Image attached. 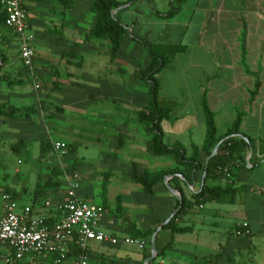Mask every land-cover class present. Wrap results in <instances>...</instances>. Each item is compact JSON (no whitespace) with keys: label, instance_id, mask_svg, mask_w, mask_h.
<instances>
[{"label":"crops","instance_id":"1","mask_svg":"<svg viewBox=\"0 0 264 264\" xmlns=\"http://www.w3.org/2000/svg\"><path fill=\"white\" fill-rule=\"evenodd\" d=\"M118 1L125 2L127 0ZM145 1L152 2V0ZM172 1L176 2L177 6L171 7L175 10L170 17H163L170 10L161 12L154 7L155 5H152L150 20L152 21L153 18L161 23L166 22L167 27L158 31L156 39L149 42L145 41L148 44L180 48L155 77L159 98L174 104L167 120H170L176 129L192 119L190 113L198 112L199 121L204 125L201 99L205 97L209 110L214 114L216 138H222L220 142L226 139L224 136L227 129L234 122L236 115L240 114V135L237 137L248 138L254 144L253 151L251 148L246 149L242 159L237 157L226 167L233 180L232 188L236 191L233 203L234 210H220L216 202H207L203 205L194 204L191 194L198 193L203 185L205 174L202 170L196 172L191 185L181 182L175 183L187 200L186 206H189V209H186L181 215L180 221L184 222L181 227L190 228L191 232L185 235H191L194 241L198 243L208 239L206 237L208 233L203 230L209 225H216V223H210L212 218L232 214L240 220L232 226L230 236L226 238L225 243L218 244V247H226L225 250H229L235 240H240L233 237V231L240 223L245 222L250 229V236L241 239L247 244L242 243L240 247L246 245L254 253H258L264 248V0ZM88 3L89 0H27L25 9L28 33L34 39L37 66L46 64L59 67L58 70L56 68L52 70L55 78H58L57 81L60 82L59 84L55 81L58 84L55 85L52 100L54 102L55 96H59L60 99L58 98L56 101L62 104L63 113L67 111L73 116L85 114L82 109L84 104L94 101L103 102L106 98H110L112 102L120 103V107H115L111 111L105 105L104 109L107 110V113L103 109L98 114L101 121L98 120V116L93 119L98 125H101V129H98L100 132L98 143L109 146V150L101 149L100 151L101 165L108 166V169L114 173L119 171L120 160L118 157L121 154L126 155L128 150L131 154L137 150L142 151L141 153H144L143 150L147 152L148 136L144 134L143 130L146 140H140L141 145L138 144L139 147L142 146L143 150L135 148L136 140L124 139L132 135V130L128 126L129 123L136 122V113L148 105L147 90L145 94L142 93L141 95L137 90H134L135 80H139L134 75L140 68L148 66L149 58L146 55L147 61L141 66L135 64V56L138 53L141 55V53L139 50H136L138 52L136 54L130 53L127 47L130 43L136 46L141 45L133 40L132 29H128L124 24L130 36L128 38L125 36L122 39L120 50L112 61L109 59L107 41L85 40V35L94 23V15L89 13L87 9ZM128 7L119 9L115 14L118 15L119 11ZM9 39L17 45L13 35L2 28L0 30V59L3 66L0 74V85L4 81L7 84L9 82L7 78L12 79L14 77L12 65L15 62L8 54V49H11L7 44ZM103 58L108 59L107 66L104 67L106 70L102 67ZM19 60L21 62L20 56ZM125 64L130 65L133 72L129 76L128 83L120 84L119 75L122 72V66ZM109 69L114 70L113 74L116 77H109L105 74L109 72ZM99 71L101 73H98ZM256 81L259 83V88L255 97L251 98L250 93ZM11 84L17 86L18 83L12 82ZM9 89L0 86V93L2 92L0 105L5 107V112L13 108L20 110L23 106L15 105L17 90ZM135 108H138L137 111L134 110ZM17 113L18 111H15L13 115L8 117L0 116V135L3 137L2 140L0 139V149L7 146L11 154L15 155L11 150V145L23 140L26 144L20 148V153L16 155L20 156L28 152L30 141L34 140L38 144L39 159H44L48 153L44 158H40L41 143L48 142L51 146L53 142L62 141V139L54 141L50 138V133L55 130L51 125L53 122L50 119L51 116H49L45 126L43 123L45 121L42 119V123L37 122L38 120L30 122L29 118L19 117ZM41 116L43 117L42 114ZM187 124H184V129H182L190 138L193 127ZM218 126L223 128L221 133L218 131ZM107 131L111 134L117 133L115 144H112L111 140L102 139ZM44 133L45 137H40V134ZM118 136L122 137V147L119 149L117 148ZM202 143L203 141L200 144L189 141L185 147L176 141L169 146L180 145L184 148L186 155L190 156L191 145L200 148ZM149 156L152 157L150 154ZM135 158L128 155L126 159L129 161V169L127 170L129 181H131L133 163L138 174L172 170L177 167L172 157L163 160L164 162H161L162 160L150 161L149 158L145 159V157L144 160L138 158L136 160ZM155 158L161 159L162 157ZM198 161L202 166L206 162V157L202 152L198 154ZM41 168L45 170V174L38 173L37 180L29 189L31 192L23 183L21 186L19 185L20 189L18 190L13 185L5 186L1 192V200L2 195L8 192L12 194L15 201L18 200L21 203L25 200L27 204H31L35 208L33 211L35 215H46L49 210L43 207V202L55 203L60 201L66 189L59 194L56 192L59 187L46 185L42 195L48 196L47 199L40 205L39 202L32 201L30 203L29 199L32 198L30 193L34 194L37 185H45L51 178L50 165L43 163ZM14 173L17 175L19 172L15 170ZM173 177L169 179V182ZM176 177L181 180V177ZM54 181L52 180V182ZM171 185L173 184L171 183ZM206 185L226 187L228 182L223 177L217 176L209 178ZM146 198L151 201L153 212L151 222L145 230L154 229L155 232L175 210L176 198L167 191L163 183L157 184L154 187L153 196ZM82 200L87 199L84 197ZM100 207L102 208V206ZM103 211V231L110 236L121 237L118 232L116 233L114 222L108 220L107 212ZM135 230L140 231L139 228ZM161 231L162 227L155 237L156 252L161 255L151 264H189L190 257L196 256L200 259L210 256L192 254L184 257L183 252L178 251L176 243H174V237L177 235H172L169 230H166L170 234V240L165 241L167 234L162 240L158 238ZM252 240H255V244L251 243ZM169 243L170 246L166 247ZM148 253H150L148 247L139 251L135 247L127 245L113 247L108 243H94L89 247L88 259L92 257L96 264H144L146 261L144 257Z\"/></svg>","mask_w":264,"mask_h":264},{"label":"rangeland","instance_id":"2","mask_svg":"<svg viewBox=\"0 0 264 264\" xmlns=\"http://www.w3.org/2000/svg\"><path fill=\"white\" fill-rule=\"evenodd\" d=\"M152 5H155L154 7H156L158 11L166 12L169 11L172 6L176 7L177 3L172 0H152V2L140 0L127 9L119 11L117 15V18L122 24L126 25L128 29H132V35L134 37L146 42L156 39L158 31L161 28L164 29L167 27L166 22L161 23L153 18L152 21L150 20ZM129 36L130 35L128 34L127 38ZM9 40L10 41H8L7 44H9L11 49H8V54L15 62L12 65V75L14 77H12V79L7 78L9 82L5 84L6 82L4 81L5 83L3 82L0 86L10 88L9 90H17L15 105L28 108L27 112H23L22 110L21 112L18 111L17 116L29 118L30 122L32 120H38L37 122L42 123V120H44L45 122L43 123L45 126L47 125L46 121H48V118H50L49 116H51L50 119L51 121L53 120L51 125L55 128V130L50 133V138L54 141L62 139V141L58 143L63 144L64 148L61 150H54L52 148V144L56 142L51 143L50 150L44 159H39L38 144H36L34 140L30 141L28 152L23 153L20 156L11 154V152L7 149V146L0 149V217L2 215L3 206L1 192L4 187L13 185L15 189L17 188L18 190L20 189L19 185L21 186V183H23L28 190L31 189L32 185L37 180L38 173L41 175L45 174V170H43L41 166L43 163H46L49 164L51 168V185L52 187H59V190L56 191L59 192V194L62 190L66 189L68 182H73L77 185L76 190L80 199L86 197L87 200L85 201L100 207L102 206L101 197L103 196L105 198L106 206L102 209L107 212L108 220H112L114 222L116 233L118 232L121 235V237H117L115 235L111 236L116 240V242L114 244H108L113 247L124 245L121 243V240L132 236L133 232L136 231V228H139L140 231L145 230L146 226L151 222V214L153 212L151 201L141 193L138 185L133 184L128 179L127 170L129 169V161L126 160L128 155L136 157V160L137 158L144 160L145 157V159L149 158L150 161L162 160L161 162H164L169 157H162L161 159L150 157L149 154L142 149V146L139 147L138 144H140V140H146V136L143 134L141 126L137 124V122H134L133 124L129 123L128 126L132 130V135H130V137H126L124 140H136L135 148H141L144 153L137 150L135 153L131 154L128 150L126 155L124 153L121 154L118 157L120 160L119 171L114 173H112L111 169H108V166H102L100 151L101 149L109 150V146L107 144L98 143V136H100L98 129H101V125H98V123L93 121V119H95V116H98L99 111L103 110L105 105L108 106L111 111L115 107H120V103L117 101L112 102L110 98H106L103 102L94 101L84 104L82 109L85 114L81 113L73 116L67 111L63 113L62 104L56 101L59 96H55L56 100H54V102L52 100V94L54 93L56 87L55 85L59 82L57 81L58 78H55L52 70H54L53 68L58 70L59 67L46 64L37 66V57H35L33 60L32 71H28L23 67L19 60V52L17 49L18 44L15 45L13 40ZM129 41H131V39H129ZM98 42L103 41L98 40ZM127 50L128 52L134 54L138 53L136 50L140 51L141 55H138V53L135 56L136 65L141 66L147 61V57L142 46H136L134 44L131 45L130 43ZM107 61L108 59L103 58V68L107 66ZM122 67V72H120L119 75L120 84L123 82L128 83L129 76L133 72L130 65L125 64ZM104 70L106 69L104 68ZM108 71L109 72L105 73L107 76H112L113 78L116 77L113 74L114 70L109 69ZM98 73L101 72L99 71ZM55 81L57 82L55 83ZM12 82H16V84L18 83L17 86L13 85L15 83L11 84ZM134 84V90H137L140 95L142 93H146L147 89L145 88L143 82L135 80ZM0 94H2V92ZM31 109L34 110V112H30ZM137 109L138 108H135L134 110L137 111ZM104 111L107 113L106 109H104ZM190 115L192 119L187 122L191 127H193L190 138H188L186 132L183 131V125H186L187 123H184L176 129L170 120L162 121L160 123L163 140L166 145H171L173 142L177 141L187 147L189 141L195 144H200L203 141L204 125L199 121L200 115L198 112L190 113ZM98 120H100L99 116ZM109 131L106 132L104 138L102 139L107 141L111 140L112 144H115V141L117 140V133L113 132V134H111ZM218 131L221 133L223 128L218 126ZM40 137H45V133L40 134ZM0 139H3L1 135ZM18 161L19 163H17ZM72 168L74 169L70 171ZM15 170L19 172L17 175L14 173ZM52 180L55 181L52 182ZM168 182L169 180L167 183ZM29 192L31 191L29 190ZM30 194H32V198L29 199L30 203H32V201L39 202V205L48 197L43 195L36 199L33 193ZM16 201V203H19L18 200ZM217 204L220 210H234L233 204ZM18 205L20 206V209L29 208L31 213L35 214L33 212L35 211V208L32 207L31 204H27L25 200ZM180 219L181 216L178 217L176 223L181 226L184 222L180 221ZM239 220L240 218L235 217L232 214L230 216H218L216 218H212L210 223H216V225H209L203 230H206L208 233V235H206L208 239L205 241L196 243L191 235H177L174 237V243H176L177 250L183 252L182 255H184V257L192 254L205 256L210 255L212 257L219 255L216 264H264V248L258 251V253H254L253 250H250V247L246 245L244 247H240L242 243L247 244L244 240H235L229 250H225L226 247H218V244L225 243L226 238L230 236L229 233L232 226ZM186 224L189 223L186 222ZM166 230L167 229H162L158 237L159 239L162 240V238L167 234L165 241L170 240V234L167 233ZM138 239L142 240L145 246L149 248L148 244L150 242V238ZM251 243L255 244V240H252ZM198 259L199 258L196 256L190 257L189 264H197ZM88 264L96 263L91 257L88 259Z\"/></svg>","mask_w":264,"mask_h":264},{"label":"trees","instance_id":"3","mask_svg":"<svg viewBox=\"0 0 264 264\" xmlns=\"http://www.w3.org/2000/svg\"><path fill=\"white\" fill-rule=\"evenodd\" d=\"M139 0H127L121 2L118 0H89L88 12L94 15V23L89 28L85 35V40H101L107 41L109 49V59L112 61L120 50L122 39L128 35L127 29L117 18V15L112 16L114 10L120 9L129 3H136ZM175 8H171L168 13L163 17H170ZM4 14L0 11V30L3 27ZM133 40L140 44L149 58V64L146 68H140L134 75L142 81L147 89L148 105L146 108L136 113V122L142 127L145 135L148 136L146 142V150L152 157H172L176 168L172 170L159 171V172H145L138 174L136 166L132 164V170L130 180L132 183L140 187L141 192L148 198L153 196L154 187L157 184H162L165 176L172 175L173 179L168 185L180 194L181 203L176 200L175 210L179 208L174 217L162 227L167 229L172 235H185L191 232L188 227H181L176 223L178 217H180L189 206H186L187 200L183 196L182 191L175 185L177 182L186 183L191 185L193 183L194 176L197 171L202 170L204 172V181L201 189L198 193H192L191 198L195 205H203L207 202L227 203L233 204L236 196V191L232 188L233 181L226 187L220 186H208L206 181L211 177H223L218 170L226 168L230 162H233L235 158H243V153L246 149L251 148L254 150L253 142L248 138H238L240 135V119L241 115L237 114L232 125L227 129L224 141L220 142L222 138H216V129L214 124V114L209 110L205 97L201 99V112L204 120L205 134L202 146L198 148L195 145H191L190 156L186 155L184 148L180 145L169 146L164 143L163 135L160 128V123L169 119V115L174 108V104L169 101H163L158 95V84L155 79L156 75L164 69V67L171 61L176 52L180 49L174 46H166L161 44H148L145 41L133 37ZM259 88V83L256 81L254 88L250 93L251 98L255 97ZM5 107L0 105V116L8 117L14 114L15 111L22 110L27 112L28 108L23 109H10L7 112L4 111ZM34 110H30V112ZM235 136V137H233ZM246 139V140H245ZM25 141L19 140L11 145V150L15 155L20 153V148L25 146ZM218 145V149L215 155L211 156L213 148ZM122 147V137L118 136L117 148ZM50 150V144L43 142L40 145V158H44ZM202 152L206 157V162L203 166L198 161V154ZM77 164V163H76ZM75 164V165H76ZM72 168L70 171H72ZM227 169V168H226ZM228 170V169H227ZM229 171V170H228ZM176 176L181 177L179 180ZM171 183L173 185H171ZM46 185H51V182H47L45 185H37L34 190L35 198L43 196V188ZM9 194L8 192H5ZM13 199L12 194H9ZM102 208H105V198L101 197ZM54 220H50L48 224L53 223ZM154 233V229L145 231H135L132 234V238H151ZM149 245V244H148ZM170 243L166 246L169 247ZM155 258L151 259V264L160 253L156 252ZM219 255L210 256L208 258H200L197 260V264H216ZM150 258V253L145 255L144 260Z\"/></svg>","mask_w":264,"mask_h":264},{"label":"built area","instance_id":"4","mask_svg":"<svg viewBox=\"0 0 264 264\" xmlns=\"http://www.w3.org/2000/svg\"><path fill=\"white\" fill-rule=\"evenodd\" d=\"M27 0H0V11L4 14L3 27L16 39L19 56L25 69L32 71L36 50L34 39L28 33ZM3 63L0 59V74ZM54 150L64 145L53 143ZM218 172L231 183L232 177L226 168ZM77 185L68 182L63 198L43 207L46 215H35L29 208L20 209L8 194L3 195L0 217V264H87L91 244H114L116 240L102 229L104 211L78 197ZM53 223L48 224L50 220ZM250 236L248 224L240 223L233 237L244 239ZM121 243L142 251L144 242L135 238H124Z\"/></svg>","mask_w":264,"mask_h":264},{"label":"water","instance_id":"5","mask_svg":"<svg viewBox=\"0 0 264 264\" xmlns=\"http://www.w3.org/2000/svg\"><path fill=\"white\" fill-rule=\"evenodd\" d=\"M130 5H131V4L129 3V4L125 5V6H123L122 8H124V7H128V6H130ZM120 9H121V8H120ZM118 10H119V9L114 10V11L112 12V16H113ZM233 137H235V136H233ZM217 149H218V145H216V146L213 148V151H212V153H211V156H213V155L216 154ZM171 177H173V176H172V175L165 176L164 179H163V184H164V186L166 187L167 191H168L170 194H172V195L176 198V200H178V201L181 203V197H180V195H179L177 192H175V191H174V190L168 185V183H167V181H168ZM178 210H179V208L176 209V210H174V211L170 214V216L164 221V223H163L159 228H157L156 231L152 234V236H151V238H150V242H149L150 258L147 259V260L145 261L144 264H149L150 260L153 259V258H155V256H156V247H155V237H156V234H157V232L160 230L161 227H163L164 225H166V224H167V223H168V222L174 217V215L178 212Z\"/></svg>","mask_w":264,"mask_h":264}]
</instances>
